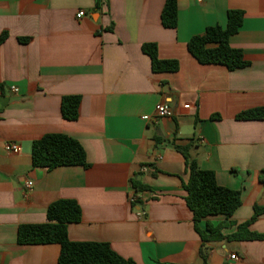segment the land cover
<instances>
[{
  "label": "crops",
  "instance_id": "obj_1",
  "mask_svg": "<svg viewBox=\"0 0 264 264\" xmlns=\"http://www.w3.org/2000/svg\"><path fill=\"white\" fill-rule=\"evenodd\" d=\"M165 1L0 0V35L9 34L0 46V264H58L59 245H21L17 234L20 225L45 223L61 199L82 209L68 227L71 241L109 243L135 264H264V240H201L175 147L190 145L220 186L241 192L231 221L264 207V121L236 118L264 106V0H178L175 29L162 25ZM229 10L244 12L230 44L249 62L233 71L201 64L188 49L208 27L225 28ZM149 43L160 59L177 60L178 71L154 73L142 49ZM63 96H81L76 121L64 119ZM160 103L175 114L156 116ZM49 133L77 139L89 168L33 167L32 143ZM249 229L264 234V214Z\"/></svg>",
  "mask_w": 264,
  "mask_h": 264
},
{
  "label": "trees",
  "instance_id": "obj_2",
  "mask_svg": "<svg viewBox=\"0 0 264 264\" xmlns=\"http://www.w3.org/2000/svg\"><path fill=\"white\" fill-rule=\"evenodd\" d=\"M178 0H166L161 13V22L165 28L178 27ZM244 12L229 10L227 26L208 27L205 33L196 35L188 42L189 52L201 64H216L233 71L249 66L243 51L233 48L230 38L236 35L243 25ZM113 30V26L109 27ZM9 38L8 32L0 35V46ZM21 41H27L22 39ZM143 52L151 59L154 73L176 72L179 69L177 60H162L159 58L158 46L154 43L144 44ZM81 96H63L61 111L65 120L76 121L79 116ZM237 120L264 121V106L256 107L239 113ZM185 158L189 179L184 183L185 200L193 213L195 230L204 243L212 241H254L264 240V234L250 231V226L258 217L264 214V207L256 205L254 215L244 223L231 221L234 213L242 204V194L239 190L222 187L217 183L214 171L202 169L198 161L190 154V145L175 146ZM33 167L53 170L59 167L81 166L89 168L87 154L82 144L75 138L49 133L32 143ZM259 180L264 184V170ZM138 182H135V186ZM137 189L142 190L141 187ZM137 204V203H136ZM47 220L42 224H23L18 228L17 242L21 245L57 244L60 246L58 264H135L118 254L106 242H73L69 239L68 227L82 219V209L73 199H61L49 205L46 212ZM224 216L227 220L219 225L207 223L205 228L200 223L209 217ZM237 225V232L229 235L223 230ZM201 255L206 259L204 250Z\"/></svg>",
  "mask_w": 264,
  "mask_h": 264
},
{
  "label": "built area",
  "instance_id": "obj_3",
  "mask_svg": "<svg viewBox=\"0 0 264 264\" xmlns=\"http://www.w3.org/2000/svg\"><path fill=\"white\" fill-rule=\"evenodd\" d=\"M86 15L84 10H80L77 13V18H83ZM11 92L14 94H18L19 93V88L17 86H11L10 88ZM175 113L173 112L172 108L167 104V103H160L156 106V116L158 117H163L164 118H171ZM7 150L13 153H18L20 151V146L18 144L15 143H9L6 146ZM33 185V182H29L28 186L31 187ZM137 199L133 198V202H136ZM231 260H233L234 262H240V258L237 254H232L230 256Z\"/></svg>",
  "mask_w": 264,
  "mask_h": 264
}]
</instances>
